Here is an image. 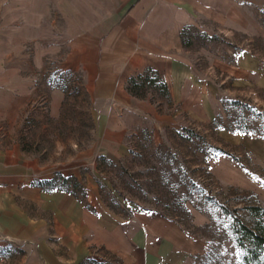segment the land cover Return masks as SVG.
<instances>
[{
    "label": "rangeland",
    "instance_id": "374dc122",
    "mask_svg": "<svg viewBox=\"0 0 264 264\" xmlns=\"http://www.w3.org/2000/svg\"><path fill=\"white\" fill-rule=\"evenodd\" d=\"M89 1L82 33L95 18ZM228 1L221 18L184 26L179 73L161 77L170 93L149 73L128 83L117 110L69 67L75 0L51 7L34 44L0 40V74H18L0 124L4 148L21 152L17 202L56 256L124 264L96 239L112 226L127 239L152 217L163 222L159 248L178 251L174 264H246L222 206L247 226L262 218L253 208L264 213V0ZM35 239L4 246L11 264H42Z\"/></svg>",
    "mask_w": 264,
    "mask_h": 264
},
{
    "label": "crops",
    "instance_id": "0c3cea01",
    "mask_svg": "<svg viewBox=\"0 0 264 264\" xmlns=\"http://www.w3.org/2000/svg\"><path fill=\"white\" fill-rule=\"evenodd\" d=\"M58 1L0 0V40L11 39V46L16 47L34 44L35 39L30 43V37H34L36 30L44 28L45 17L51 14L52 6L60 8ZM84 1L75 0L72 3L74 6H71L72 13L79 19L75 30L81 33L71 44L73 50L69 67L82 71L92 95L112 102L115 110L116 105L125 106L131 78L144 74L148 69L154 70L163 79V74H178L180 59L174 55L183 46L181 33L184 26L192 24L196 18H221L227 14L229 6L228 0H91L87 5L89 13L95 18L86 33H82ZM7 31L12 34L4 37ZM19 31L33 34L27 35L20 43L17 38ZM24 41L27 43L23 44ZM15 75L18 76L0 74V124L4 122L5 111L11 108L8 96L17 84L8 80ZM5 135L0 130V264H11L13 258L5 255L4 246L30 243L35 239L36 225L20 212L17 174L21 152L18 146L4 148L8 138ZM5 158L8 161L6 165ZM14 172L16 177H13ZM144 221L147 228L140 225L133 234L129 232L127 239L117 235L114 226L108 225L110 230L101 233L107 236H100L95 242L120 256L124 264H174L178 260L173 257L178 252H175L176 248H159V222L160 225L163 222L154 221L152 217H145ZM165 239L171 243L170 239ZM37 240L39 244L36 248L43 256L42 264L82 263V260L73 263L56 256L47 243ZM30 247L33 246L23 249V253L30 254Z\"/></svg>",
    "mask_w": 264,
    "mask_h": 264
},
{
    "label": "trees",
    "instance_id": "16d2710c",
    "mask_svg": "<svg viewBox=\"0 0 264 264\" xmlns=\"http://www.w3.org/2000/svg\"><path fill=\"white\" fill-rule=\"evenodd\" d=\"M185 30V28L183 29ZM184 34V32H182ZM153 73L158 74L152 69H148L144 74H141L137 77H133L129 80V85L134 83L136 79H143L146 74ZM159 80L165 92L168 93L167 84L162 80L159 75ZM264 119V112L260 113ZM223 212L234 219L236 228V242L239 246L245 247L247 249V256L245 257L246 264H264V213L259 208H253L251 211L254 212V215L262 217L261 220L257 221L252 226H247L243 224L238 216L235 214V211H231L225 206H222Z\"/></svg>",
    "mask_w": 264,
    "mask_h": 264
}]
</instances>
